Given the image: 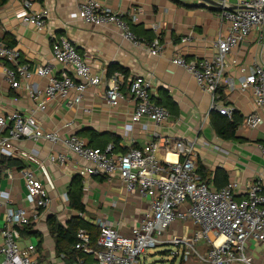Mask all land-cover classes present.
<instances>
[{"label": "crops", "instance_id": "1", "mask_svg": "<svg viewBox=\"0 0 264 264\" xmlns=\"http://www.w3.org/2000/svg\"><path fill=\"white\" fill-rule=\"evenodd\" d=\"M25 1L30 3L33 10H48L43 29L37 30L33 25L22 22L21 16L26 11ZM98 1L114 12L122 13L136 35L148 41L156 39L162 46L161 53L153 56L144 46H132L121 38L118 29L112 25L97 26L81 21L75 0H8L0 5V45H9L18 50L17 64H27L34 69L50 63L53 71L59 72L63 66L51 57V42L65 37L104 79L116 72L107 74L111 65L125 72L126 76L117 70L122 74L121 89L126 95L125 99L116 107L109 106L104 99V81L97 87L88 88L77 105L67 106L64 100L56 98L49 101L42 111L36 110L38 101L30 97L25 87L14 88L6 80L3 64L7 61L0 59V112L9 114L17 111L21 115H30L41 129H56L62 137L75 133L88 145L90 140L91 145H105L107 142L113 143L115 138L116 154H122L132 147L141 148L151 141L158 144L155 150L159 155L157 159L166 157L174 160L175 156L170 150L164 154L165 148L170 149V145L164 146V140L184 138L193 143L192 159L196 168L200 164L210 172L209 179L205 181L211 188L216 189L212 177L217 169H221L225 171L227 181L237 183L236 199L244 196L246 183L250 180H258L264 191V160L258 149V145L264 142V121L256 128L243 125L248 115L264 114V105L256 106L251 89H238L242 76L248 74L253 63H259L264 55V47L257 43L254 34L238 44L228 56L224 77L235 81L234 90H229L226 82H223L217 91L220 102L231 106L241 118L235 138L226 140L220 138L210 124V96L198 87L190 74L171 62L177 54L187 60L213 55L215 38L225 36L227 28L226 20L220 22V9L213 3L220 0H212V3L203 0ZM238 1L229 0V4L235 8ZM187 35L189 39L182 43L180 38ZM5 65L14 66L9 62ZM139 75L151 78L150 96L153 102L155 99L169 104L166 123L155 125L146 118L139 122L131 121L134 102L127 94V86L132 78ZM29 83L41 89L45 79L32 75ZM72 95L73 92H70ZM66 123L72 125L63 127ZM62 149L60 143L54 144L44 139L10 140L5 147L0 146V190L10 198L12 207L29 208L24 180L18 172L24 166L35 171L50 198V205L41 210V220L33 228L41 234V247H37L39 237L21 235L19 240L21 247L35 245L36 264H59L56 260H64L54 253V241L48 234L46 219L54 216L64 224L69 218L77 216L67 198L68 187L76 175L82 178L83 185L81 202L84 211L78 216L87 222L104 218L120 232L129 234L149 208V199L137 191H127L117 175L83 174L88 162L75 154H68L63 162L48 160L50 153ZM3 158H10L15 163L9 166L2 164ZM8 172L13 174L12 178L8 177ZM221 182L219 180L217 183ZM4 217V211L0 209V229ZM194 228L190 221H174L166 236L185 232L190 235ZM246 247L252 264H264L262 244L249 240ZM199 248L204 251L206 246L200 244ZM181 264L205 263L190 258Z\"/></svg>", "mask_w": 264, "mask_h": 264}, {"label": "built area", "instance_id": "2", "mask_svg": "<svg viewBox=\"0 0 264 264\" xmlns=\"http://www.w3.org/2000/svg\"><path fill=\"white\" fill-rule=\"evenodd\" d=\"M78 17L93 25H112L118 29L122 39L134 47L144 46L150 55L158 56L162 46L155 39L146 42L137 38L122 13L114 12L98 0H75ZM220 22L226 20L225 36H218L213 42L214 53L210 57L187 60L177 54L171 62L190 74L198 87L210 96V110L231 117L234 109L220 102L217 95L219 86L226 82L229 90H234L235 81L225 79L228 56L234 48L254 34L257 43L264 47V0H239L235 8H228L229 0H220ZM26 11L22 22L41 30L48 17L46 8L33 10L25 1ZM182 36V43L188 40ZM51 57L63 69L54 72L50 63L31 69L27 64H17L19 52L14 47L0 45V59L13 67L3 64V72L12 87H25L33 100L38 101L36 110L42 111L48 102L56 98L64 100L67 106L81 102L83 93L90 87H97L106 81L104 99L111 107H116L126 95L122 91V74L112 73L107 79L91 68L75 45L65 37L53 39ZM234 63V61H233ZM243 72V69L240 68ZM36 75L45 79L43 88H38L29 79ZM151 78L135 76L127 86V94L134 102L130 119L139 122L146 118L155 125H162L169 118L166 107L156 104L150 96ZM238 89H251L257 107L264 105V55L259 63H253L251 71L244 74ZM70 92L73 95L70 96ZM264 114H251L243 125L256 128L263 123ZM71 123L63 127L71 126ZM44 139L54 144L60 143L62 151L48 155V160L63 162L68 154H75L88 162L83 174L117 175L122 186L129 192L137 191L149 199L148 211L142 221L130 229L129 234L119 231L104 218H96L92 223L99 233L96 246L91 245L90 235L79 229L76 233L74 249L89 256L92 262L77 258L73 264H141L140 257L146 249L162 244L180 247L171 252L186 263L195 258L205 264H252L246 244L249 240L264 246V191L258 180L246 183L244 196L236 199L237 183L228 181L220 188H211L196 171L192 159L193 143L184 138L165 139V153L170 150L174 160L155 157L158 144L147 142L141 148L132 147L122 154L114 152V144L104 148H94L75 133L62 137L58 130L45 131L32 116L21 115L14 111L9 114L0 112V146L5 147L10 140ZM264 160V142L258 145ZM4 150V149H3ZM24 180L25 198L29 208L12 207V201L0 190V209L4 211V222L0 229V264H36L37 253L34 244L19 245V229L29 223L38 224L41 210L48 208L50 198L45 187L30 167L18 170ZM13 177L11 172L7 173ZM174 221H190L195 227L190 235L174 234L166 236ZM205 245L201 251L199 245Z\"/></svg>", "mask_w": 264, "mask_h": 264}, {"label": "trees", "instance_id": "3", "mask_svg": "<svg viewBox=\"0 0 264 264\" xmlns=\"http://www.w3.org/2000/svg\"><path fill=\"white\" fill-rule=\"evenodd\" d=\"M7 1L8 0H0V5L5 4ZM36 1H41V0H36ZM131 31L137 38H142L146 42L152 41V40L148 41L143 36L136 35L133 32V30ZM11 44L13 43L11 42ZM7 47L10 48L9 45ZM5 64H7V62H5ZM117 70H120L125 74V72L116 65H111L108 69L107 74H111L112 72L117 71ZM154 102L156 104L163 105L164 107L169 109V104L166 102H160L155 99H154ZM240 122H241V118L237 115L235 111L232 113L231 117H227L226 115H223L213 110L210 113V124L215 130V133L222 139H226V140L234 139L236 129L238 125L240 124ZM116 142L117 140L114 138L113 143L115 144V147L117 146ZM89 145L94 148L96 147L104 148L105 147L104 144L103 145H97V144L91 145V140L89 141ZM1 161H2V164L6 163L7 166L11 165L12 163H15L10 158L9 159L3 158V160ZM196 171L202 180L209 179L208 177L210 176V172H208L202 165L198 164ZM0 176H1V168H0ZM219 180H222V182L217 183ZM212 182H214V184L217 185L216 189L225 185L228 182L225 171L221 169H217L215 174L212 177ZM82 188H83L82 178L79 175L74 176L68 187L67 198H68L70 208L76 211L77 216H73L69 218L64 224L56 220L54 216H49L46 219V226H47L48 234L51 236V238L54 241V253L56 256L63 258L64 259L63 261L65 262V264H73L77 260V258H81L86 261L91 260L89 256H85L80 251L74 249V244L76 242V233L79 229L86 230L90 235L91 245H93L94 247H97L96 240H97V236L99 233L98 228L92 222H87L78 216L79 213L84 211V206L81 202ZM34 225H35L34 223H29L27 225H24L22 228H20L19 231L23 237L24 236L39 237V242L37 244V247L39 248L41 247V244H42L41 234L36 232L33 229Z\"/></svg>", "mask_w": 264, "mask_h": 264}, {"label": "rangeland", "instance_id": "4", "mask_svg": "<svg viewBox=\"0 0 264 264\" xmlns=\"http://www.w3.org/2000/svg\"><path fill=\"white\" fill-rule=\"evenodd\" d=\"M155 157L159 158V155L155 153ZM184 235H187V232ZM168 237H171V235H168ZM177 249L180 250V247L177 248L168 243L148 248L145 250L144 255L140 257L141 264H180V257L171 255V252ZM56 262L63 264L62 259H58ZM88 262H92V259Z\"/></svg>", "mask_w": 264, "mask_h": 264}, {"label": "water", "instance_id": "5", "mask_svg": "<svg viewBox=\"0 0 264 264\" xmlns=\"http://www.w3.org/2000/svg\"><path fill=\"white\" fill-rule=\"evenodd\" d=\"M203 1L211 2L212 0H203ZM211 3H212V2H211ZM213 3H214V5H217L218 7L221 6V3H220V2H213ZM227 7H228V8H233V7H231L230 5H228Z\"/></svg>", "mask_w": 264, "mask_h": 264}]
</instances>
